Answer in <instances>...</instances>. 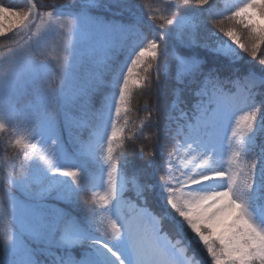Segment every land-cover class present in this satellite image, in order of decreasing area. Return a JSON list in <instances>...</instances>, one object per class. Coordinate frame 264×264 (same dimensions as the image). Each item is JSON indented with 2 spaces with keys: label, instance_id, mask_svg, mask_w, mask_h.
Listing matches in <instances>:
<instances>
[{
  "label": "snow or ice",
  "instance_id": "6c2138e0",
  "mask_svg": "<svg viewBox=\"0 0 264 264\" xmlns=\"http://www.w3.org/2000/svg\"><path fill=\"white\" fill-rule=\"evenodd\" d=\"M101 7L116 11L96 15ZM168 15L175 20L145 13L137 0L0 3V36L13 32L7 39L17 45L0 52V143L24 155L19 174L0 184L13 222L0 264H183V250L163 234L164 225L190 229L211 264H264V100L256 104L264 96V0L224 8L218 0H177ZM210 22L218 32L206 29ZM47 32L64 40L55 74L42 50L47 40L36 44ZM143 87L156 97L143 109L148 115L137 137L153 129L151 159L130 171L127 154L117 152L125 131L118 122L129 123L133 89ZM162 90L171 98L166 113ZM238 103L247 110L233 126ZM97 147L106 167L88 199V158ZM182 151L191 166L176 176ZM157 158L161 175L153 182L148 169ZM130 190L140 206L126 199ZM149 198L160 205L159 218Z\"/></svg>",
  "mask_w": 264,
  "mask_h": 264
},
{
  "label": "trees",
  "instance_id": "16d2710c",
  "mask_svg": "<svg viewBox=\"0 0 264 264\" xmlns=\"http://www.w3.org/2000/svg\"><path fill=\"white\" fill-rule=\"evenodd\" d=\"M7 5L11 4L16 7H24L26 6L25 0H0V3L7 2ZM42 4H55L63 2V0H40ZM138 3L143 5V9L145 13H155L158 16L164 15L167 19L175 20V16H169L168 15V7L169 5H174L177 0L174 1V3H165L162 0H137ZM179 2L183 6V0H179ZM218 3L221 8H224L225 5L231 7L229 4L222 3L220 0H218ZM191 7H196L195 5H192ZM44 10V9H42ZM51 10V9H48ZM113 11H116V9H113ZM194 11V10H189ZM96 15L104 16L111 18L113 14L110 12L96 9L95 10ZM139 14V12H138ZM197 15H203V13H197ZM127 18L126 15L124 17ZM192 19V13H186L185 14V20ZM145 21L147 24L148 21H151L149 16H145ZM152 22V21H151ZM166 22V21H165ZM228 22H226L227 27ZM206 29L210 32H218V29L216 28L215 22H210L208 25H205ZM238 34L243 36L245 34L246 30H243L242 26H238ZM175 31L174 28L170 27L169 34H171ZM222 34V33H221ZM13 33H6L5 36H0V52L7 54L8 47H17L16 44L12 43L11 40L7 39V37L12 36ZM51 32L42 33L40 36L36 38V44H40L47 40V42L44 45V48L42 49L45 53V57L47 59V67L51 72L55 74V71L57 69V64L61 60L62 56V50L64 45V40L60 36H52ZM85 53L87 52V46H84ZM201 55L209 56V59H212L209 53H207L206 50H201ZM122 59V57H121ZM245 60H251L252 58L249 57L247 54H244ZM222 62V61H218ZM253 63L258 65V59L256 61H253ZM4 65L0 63V68H3ZM167 85V82L165 83V87ZM148 90L146 87L138 88L133 92V96L131 99V103L129 105L130 111L128 112L131 128L136 129L140 123L146 124L145 117L148 115L147 112H145L143 109L147 105H151L155 103L156 97L153 95L147 94ZM264 100V96H257L256 98V104L257 106L260 105V102ZM171 102V98L166 95V91L162 90L159 96V107L162 113H166L168 109V105ZM190 106V104H189ZM247 108L245 107L244 111H246ZM155 118V117H154ZM144 135L139 136V133L137 132H127L125 133V136L123 138V148L120 151H123L127 154L128 159L130 161L129 170L133 169H140L144 168L146 164L151 159V152H152V133L153 129L150 127H144ZM64 140L66 143L70 144V138L67 132L64 133ZM143 151V155L140 154V151ZM157 151H160V148L157 149ZM16 153H19L20 159H16ZM8 157L6 160L5 157ZM24 155L23 151L17 148H13L9 146L7 152L4 150L3 143H0V172H2L3 169H7L12 175L16 176L20 172V161L23 160ZM176 161V160H175ZM14 164V169H13ZM161 161L159 158H157L153 164L152 167L148 169V172L151 174L152 181H158L159 176L161 173L159 171H155L160 167ZM89 168L92 169V167L89 165ZM87 177H85L86 179ZM4 181H1V184ZM153 191H156V188H153ZM126 195L129 196L131 199L135 200L138 204H142L143 201L141 198L137 197L136 192L134 190H130L126 192ZM87 198L90 199L89 194L87 193ZM49 203L56 204L60 206L61 208H66L67 205H65L62 202L56 201V200H49ZM81 204L84 208L88 207V204L86 203L85 197H81ZM149 208L153 212L154 215H157L159 218V214L161 213V208L158 203H156L154 200L149 198ZM174 211V210H173ZM79 215H83L82 210H77V213ZM264 219V218H262ZM163 231L166 233V235L174 240H180V243L187 246V256H188V264H211V258L208 256L206 249L198 248L199 245H197L194 242L188 241V231L177 233L174 229L169 227L168 225L163 226ZM4 254V248H3V239L0 236V260ZM194 254V255H193Z\"/></svg>",
  "mask_w": 264,
  "mask_h": 264
},
{
  "label": "rangeland",
  "instance_id": "374dc122",
  "mask_svg": "<svg viewBox=\"0 0 264 264\" xmlns=\"http://www.w3.org/2000/svg\"><path fill=\"white\" fill-rule=\"evenodd\" d=\"M163 1L168 2V3H173L174 2V0H163ZM221 1L224 2V3H228L231 6L243 3V0H221ZM6 3H8V1L7 2H2V4L7 5ZM8 22L9 21H5V24H7ZM6 33H13V32L9 31V32H6ZM220 37L222 39H224V40L227 39V38L223 37V34H220ZM213 39H214V42L216 43V45L218 46L219 43H220V40H217L215 38H213ZM122 59H123V57H122ZM136 89H138V88H134L133 92ZM243 109H244V105L242 103H238L237 110H236L235 116L233 118V126H234L235 119H238L241 115H243V112H242ZM125 119H127L129 121V123H127V125H125L124 120H121V121L118 122V125L120 127H124L125 128V131L121 134L122 137H124L126 130H130L131 132H134V129L129 128L130 119H129L128 113L125 116ZM139 128L140 127H138V129ZM138 129H137V131H138ZM21 134L24 135L25 137L27 136L26 133L22 132ZM228 135L231 136V130L230 129L228 131ZM85 138H87V133H85ZM36 150L37 151L40 150L39 145H37V149ZM120 150H121V148H117V152H120ZM29 151H32V150L29 149ZM184 157H185V151H182L180 156H179V158H176V162H175V165H174L175 168H176V171H175L174 175H176V176H179L180 170H184L187 167L191 166L190 161H191L192 157L189 156L187 159H185ZM88 159L90 161V164H93V165L96 166L95 170L92 173H90V176H89V191H88V193L90 194V198H91L92 191H93V189L91 188V185L98 182L97 178L101 175V169L103 167H106V165L103 164V151H102V149L100 147L96 148L95 156L94 157H89ZM71 162L79 163L77 161H67V160H65L63 158H60L58 160V163H60V164L71 163ZM224 162H225V166H227V154L224 157ZM54 163H55V161H54ZM103 175H104V177L106 179V173H104ZM9 176H13L14 177V175H12L7 169H3L2 172H0V184H1V181H5V178L9 177ZM172 183L175 184V180H173ZM98 187H103L102 183L98 184ZM186 187H197V186H191L190 185V186H186ZM94 190L97 191V192H100L102 194L103 188H96ZM17 198L18 199H22V197L20 195H18ZM126 199H128L129 201L134 203L129 198H126ZM50 204H52V203H50ZM134 204H136V203H134ZM54 205H56V204H54ZM136 205L139 206L138 204H136ZM56 206L60 207L58 205H56ZM11 213H12L11 203L7 202L5 200L4 195L2 193H0V235H1L2 239L4 237V232L5 231H11L12 228H13V222H12ZM187 231H188V241L190 243L191 242V240H190V229H188ZM163 234L166 235V233L164 231H163ZM168 239L172 243L176 244L178 251L183 250V251L180 252V259L183 261V264H188L187 257H186V251H185L186 247H184L183 244L179 242V240H174L173 241V239H171L169 237H168ZM197 245H199L198 248L204 249L202 244H197ZM4 256H5V251H4V254H3V258H4Z\"/></svg>",
  "mask_w": 264,
  "mask_h": 264
}]
</instances>
